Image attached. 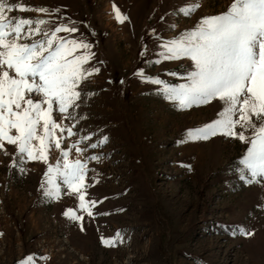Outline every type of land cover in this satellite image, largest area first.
I'll list each match as a JSON object with an SVG mask.
<instances>
[{
    "label": "rangeland",
    "instance_id": "obj_1",
    "mask_svg": "<svg viewBox=\"0 0 264 264\" xmlns=\"http://www.w3.org/2000/svg\"><path fill=\"white\" fill-rule=\"evenodd\" d=\"M8 2L48 8L50 14L9 13L46 19L41 26L46 31L70 19L78 28L71 35H82L92 46L87 66L100 71L79 89L88 95L76 110L77 120H63L74 125V135L65 132L61 148L72 144L69 160L87 161L85 200L96 203L89 216L58 176L59 192L44 194L48 165L63 160L54 145L47 163L25 159L21 164L17 156L12 167L15 146L5 142L0 150V264H264V179L245 183L236 171L248 144L221 134L206 140L186 137V130L216 119L222 102L178 108L157 93L160 85L136 75L143 69L145 76L182 83L192 70L190 59L151 63L162 39L225 11L232 0ZM191 3L199 7L186 16L181 9ZM114 9L127 19L118 21ZM53 118L62 119L58 111ZM89 133L77 153L75 141ZM104 137L98 147H88ZM92 155L99 158L88 159ZM68 209L82 219L65 216ZM118 230L122 242H102Z\"/></svg>",
    "mask_w": 264,
    "mask_h": 264
},
{
    "label": "snow or ice",
    "instance_id": "obj_2",
    "mask_svg": "<svg viewBox=\"0 0 264 264\" xmlns=\"http://www.w3.org/2000/svg\"><path fill=\"white\" fill-rule=\"evenodd\" d=\"M198 7L199 3H191L181 11L187 16ZM14 10L49 13L45 7L30 9L0 0V150L5 148V142L15 146L10 164L15 167L17 156L21 164L25 159L47 163L46 154L54 145L63 160L62 163L57 160L54 166L48 165L45 183L41 185L44 194L53 196L59 192L60 186L54 180L58 176L78 195V207L91 216V206L96 202L85 200L87 161L69 160V149L74 145L62 149L61 142L65 132L69 137L74 135V125L65 126L63 120H77L76 110L88 95L79 90L82 83L100 71L98 67L87 66L94 57L92 46L82 35H71L78 28L72 26L74 22L70 19L46 31L41 26L48 20L9 16ZM59 11L51 9L53 13ZM115 11L118 21L127 19ZM61 32L65 35H58ZM159 48L158 58L151 61L153 64L161 60L190 59L192 70L181 77L183 82L170 83L158 76H145L143 69H137L136 75L160 85L157 93L176 102L178 108L207 104L213 99L223 105L216 119L186 130L187 139L206 140L221 134L246 142L247 150L236 169L239 179L245 183L264 179V0H232L225 11L203 16L193 28L162 39ZM54 111L61 114L60 122L53 118ZM249 130L250 134L246 135ZM91 135H82L75 141L77 153L83 151L78 145ZM106 139L90 143L88 147L96 148ZM64 215L82 219L72 209ZM242 234L252 233L242 230ZM101 239L105 244L114 245L117 239L122 242L119 230L115 237Z\"/></svg>",
    "mask_w": 264,
    "mask_h": 264
}]
</instances>
